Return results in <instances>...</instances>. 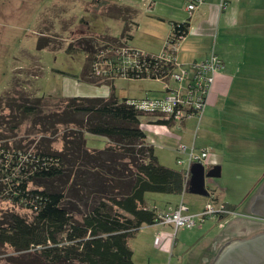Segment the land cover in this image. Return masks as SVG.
I'll list each match as a JSON object with an SVG mask.
<instances>
[{
    "label": "rangeland",
    "instance_id": "rangeland-1",
    "mask_svg": "<svg viewBox=\"0 0 264 264\" xmlns=\"http://www.w3.org/2000/svg\"><path fill=\"white\" fill-rule=\"evenodd\" d=\"M142 4L143 0H0V137H6L4 141L9 147L20 140L31 152L36 142L44 139L43 134H36L40 128H33L32 118L12 131L17 122L11 120L10 105L42 96H60L68 80L85 84L95 81L101 85L103 82L95 80L90 68L86 81L82 71L97 52L113 43L126 40L129 47L138 51H149L151 53L147 54L152 55L161 53L166 40V23L160 22ZM124 13L128 15L118 18ZM124 29L130 30V38L119 40L120 35L125 34ZM259 34L254 48L238 49L239 63L232 65L231 71L235 76L231 80L233 84L228 90L224 89L219 99L208 100L200 123L191 118L185 121V130L174 129V135H170V130L157 124L147 125L142 118L140 127L149 138L156 140L152 141L154 154L162 166L182 171L184 166L175 162L176 148L178 145L189 148L194 141L197 150L209 149L216 157L214 165L221 167L218 178L205 179L209 197L186 192L180 198L189 209L187 214L194 210L201 213L205 202L211 201L215 207L224 205L236 216H243L246 203L264 181V41L262 33L255 35ZM257 44L261 46L255 48ZM70 47L73 53L67 52ZM112 83L114 96L128 102L160 97L165 90L162 81L150 78H116ZM169 85L176 86L174 82ZM46 104L51 108L62 105L58 98H51ZM62 130L59 127L58 135L53 131L44 135L53 150L62 149ZM86 139L90 150L105 146L100 137L87 136ZM175 142L178 145L173 149ZM163 197L168 195L148 193L145 202L148 206L155 204L161 211ZM5 213H17L28 220L32 216L31 212L0 202V216ZM220 224L223 222L210 216L196 223L193 229H171L169 249L165 253L160 250L162 232L157 233L160 235L158 243L153 242L155 229L163 226L142 227L127 243L133 263L195 264L201 234H224L226 224L223 227ZM233 225L236 233L230 239L241 233L264 231V225L249 221ZM9 254L8 248H0V264H6Z\"/></svg>",
    "mask_w": 264,
    "mask_h": 264
},
{
    "label": "trees",
    "instance_id": "trees-1",
    "mask_svg": "<svg viewBox=\"0 0 264 264\" xmlns=\"http://www.w3.org/2000/svg\"><path fill=\"white\" fill-rule=\"evenodd\" d=\"M187 30L188 23L172 24L176 36L184 37ZM129 32L124 29L119 40H128ZM91 61L82 71L84 80ZM156 67L163 75L174 70L168 63ZM51 98L62 105L51 108L46 104ZM10 109L17 122L12 131L32 118L33 128H40L36 134L44 139L28 152L20 140L9 147L6 137H0V202L32 213L30 220L17 213L0 216V248L10 250L6 264H134L128 240L158 219L155 209L147 208L146 195L177 196L187 189L184 173L159 164L140 127L142 118L166 121L113 95L42 96ZM59 127L63 146L56 151L44 135H58ZM87 136L100 137L106 145L90 150Z\"/></svg>",
    "mask_w": 264,
    "mask_h": 264
},
{
    "label": "crops",
    "instance_id": "crops-1",
    "mask_svg": "<svg viewBox=\"0 0 264 264\" xmlns=\"http://www.w3.org/2000/svg\"><path fill=\"white\" fill-rule=\"evenodd\" d=\"M222 2H224V7L221 6ZM187 3L188 0H143L142 5L146 6L148 11L152 12L160 22L166 23V29L164 28V30H166V39L171 34L173 23H188L187 33L179 42L176 51V59L177 62L180 63L179 65L200 62L207 58L211 51L222 61L223 68L214 78L212 90L206 101L207 105L210 98L219 99L220 95H223L224 89L228 90L233 84L231 80H233L235 76L231 71L232 65L238 62V49L254 48L256 41L260 38V34L255 35L257 33H262L261 39L264 41V0H205L201 6L192 12L186 10ZM134 14L136 16L137 11L133 13V15ZM132 23L135 22L132 21ZM258 44L255 48L261 46ZM262 45L264 46V43ZM247 51L250 55V51ZM142 52L146 54L151 53L149 51ZM113 89V84L109 86L105 84L100 85L96 82L85 84L68 80L65 89L60 93L59 97L107 98L110 95L114 96ZM126 100L128 101V99ZM145 123H147V125L154 124L153 121L147 119ZM185 127V122L180 123L178 126H171L170 135H174L172 130H185ZM150 138L153 139L151 136ZM153 141L156 142L154 139ZM176 145H178L177 142H175L172 148L175 149ZM192 145L194 146V141L191 146ZM152 147L154 148L153 145ZM204 150L210 152L212 158L216 162L214 154L209 149L204 148ZM186 192L187 191L184 190L181 195H168L167 198L163 197V199L160 200L164 202L161 211L160 209L158 210L155 204H153V206H148L146 203V206L147 208L155 209L156 212L166 211L177 205L180 202V198L182 199ZM207 203L213 204L211 201H206L204 205ZM187 211H189L188 208ZM199 213V211L194 210L190 212L189 215H197ZM234 217H236V215L225 220L226 225H224L227 231L224 232V234H219L217 236H211L210 234L203 236V234H201L199 258L194 260L195 264H211L220 246L229 241L230 237L236 233V228L233 225ZM218 221L220 222L219 219ZM152 226L154 225L143 227L150 228ZM162 226L163 228L159 227V229H155L153 242H155V237L158 235L157 233L162 232L163 248L160 250L165 253L169 249L170 230L173 229V227L170 225ZM159 236L160 235H158V237Z\"/></svg>",
    "mask_w": 264,
    "mask_h": 264
},
{
    "label": "built area",
    "instance_id": "built-area-1",
    "mask_svg": "<svg viewBox=\"0 0 264 264\" xmlns=\"http://www.w3.org/2000/svg\"><path fill=\"white\" fill-rule=\"evenodd\" d=\"M204 2L205 0H188L186 10L192 12ZM221 6L224 7V2ZM182 39V36H176L171 30L159 55L146 54L128 45L117 47L109 45L93 56L90 65L91 73L96 79H101L100 81L113 82L116 78L132 79L129 78L130 76L137 79L145 77L162 81L165 85L164 95L130 103L143 113L157 114L162 121H166V123L157 125L167 131L171 129V126H178L191 118H195L199 123L212 90L214 78L223 68V63L211 51L209 56L200 62L185 66L179 65L176 51ZM159 63L171 64L174 70L169 75H163L156 67ZM170 82H174L176 86L171 87ZM146 140L149 145L152 144L153 139L146 136ZM176 152L178 156L175 162L179 166H184L182 172L186 182L189 180V170L192 164L198 163L204 169H209L215 163L210 152L204 149L197 150L193 145L190 148L178 145ZM157 215L156 224L170 225L175 231L179 228L191 229L196 223L203 222L206 217L210 216L219 219L220 222L223 221V224L219 225L223 227L226 219L235 216L224 205L215 207L212 203H207L201 213L189 215L183 201L166 211L157 212ZM157 243L158 235L155 237V244Z\"/></svg>",
    "mask_w": 264,
    "mask_h": 264
},
{
    "label": "water",
    "instance_id": "water-1",
    "mask_svg": "<svg viewBox=\"0 0 264 264\" xmlns=\"http://www.w3.org/2000/svg\"><path fill=\"white\" fill-rule=\"evenodd\" d=\"M189 173L186 191L196 196L209 197L205 179L218 178L221 175V167L216 164L204 169L201 164L194 163ZM246 208L243 216L239 217L264 221V181L247 202ZM212 264H264V232L229 242Z\"/></svg>",
    "mask_w": 264,
    "mask_h": 264
},
{
    "label": "flooded vegetation",
    "instance_id": "flooded-vegetation-1",
    "mask_svg": "<svg viewBox=\"0 0 264 264\" xmlns=\"http://www.w3.org/2000/svg\"><path fill=\"white\" fill-rule=\"evenodd\" d=\"M247 204V203H246ZM247 210V208H246V205H245V207H244V211H246ZM243 211V212H244ZM236 220V221H235ZM244 221H249V222H251V223H255L256 225H259V224H262V225H264V221H258V220H254V219H247V218H244V217H239V216H236V217H234V221L233 222H244ZM261 232H264V231H258V232H255V233H253V234H248V233H244V234H239V235H237L236 237H234V238H232V239H230L229 240V242H231V241H235V240H240V239H247L246 237L248 236V237H251V236H253V235H255V234H257V233H261ZM228 242V243H229ZM227 243V244H228ZM224 244V243H223ZM221 245L220 246V248L218 249L219 251H217V253L215 254V256H214V260H215V258L217 257V255L220 253V251L222 250V248H224V246H226L227 244H225V245ZM222 247V248H221ZM213 260V261H214ZM212 261V262H213ZM212 264V263H211Z\"/></svg>",
    "mask_w": 264,
    "mask_h": 264
}]
</instances>
